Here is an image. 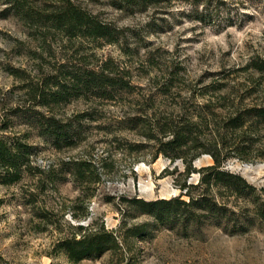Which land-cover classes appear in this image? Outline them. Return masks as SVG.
Returning <instances> with one entry per match:
<instances>
[{"label":"rangeland","instance_id":"obj_1","mask_svg":"<svg viewBox=\"0 0 264 264\" xmlns=\"http://www.w3.org/2000/svg\"><path fill=\"white\" fill-rule=\"evenodd\" d=\"M81 2L115 29V42L43 38L13 16L0 17V134H27L32 164L43 171L0 185V264H264V220L253 215L245 231L225 230L213 217L201 218L198 228L171 229L136 215L127 202L174 198L184 192V181L198 182L197 171L186 174L185 160H172L158 145L168 138L160 128L180 118L203 121L187 158L217 142L226 156L221 167L243 176L264 201V125L246 121L233 130L224 124L237 111L264 106V73L253 65L264 63V0H224L208 22L183 14L190 10L185 3L126 13L107 0ZM63 64L103 66L132 88L114 91L112 99L71 98L51 111L34 106L80 131L75 146L56 149L24 112L34 103L28 90ZM78 113L85 115L75 121ZM77 161L90 169L84 179L69 172ZM211 164L208 153L191 161L195 169ZM29 193L33 204L26 201ZM229 200L235 209L241 201ZM145 222L142 237L127 232ZM75 225L112 231L119 248L69 261L53 246Z\"/></svg>","mask_w":264,"mask_h":264},{"label":"trees","instance_id":"obj_2","mask_svg":"<svg viewBox=\"0 0 264 264\" xmlns=\"http://www.w3.org/2000/svg\"><path fill=\"white\" fill-rule=\"evenodd\" d=\"M108 4L126 13L147 12L157 10V7H169L172 3H185L190 7L186 16L195 21H213L214 13L224 4V0H107ZM13 16L23 25L33 28L34 32L43 38L48 35H60L67 39L82 38L93 41L113 43L116 41L115 29L109 23L93 14L81 0H0V17ZM256 69L264 73V63L253 62ZM132 85L122 75L106 72V68L66 69L60 65L57 73L45 76L38 84L28 90L33 105L24 112L28 123L36 130L38 136L51 143L56 149L75 146L82 138L80 131L74 129L70 123L62 122L54 114L44 113L34 106L51 111L61 103H68L71 98L98 97L112 99L114 91H129ZM85 113L74 115L79 121ZM246 121L251 125H264V106H252L237 111L224 120L227 129L241 128ZM202 120L180 118L168 129L161 127L160 132L168 138L159 140L158 145L163 154L172 160L179 157L185 160V172L199 173L196 184L184 181L179 196L170 199L144 200L141 198L128 200L129 206L135 208L137 214L149 216L153 225L174 228L176 224L183 230L198 228L201 218L213 217L226 230L245 231L252 221L253 215L264 220V201L256 195L255 187L238 173L223 169L222 163L226 156L220 153L218 143L202 145V149L187 158L185 151L194 144V129ZM72 127V128H71ZM22 137L0 134V185L9 186L32 177L43 171L34 166L31 155L34 146ZM224 140L225 135L220 136ZM201 153H208L213 164L195 169L191 165L192 159ZM69 172L75 179H84L88 164L73 162ZM70 164V163H63ZM45 172V171H44ZM40 180V178H37ZM50 181H54L53 178ZM192 189H198L196 193ZM264 190V188L262 189ZM184 194L187 200L181 199ZM241 199L230 204L229 197ZM27 203L36 201L35 194L29 193ZM37 217L45 215L36 214ZM150 223L135 224L127 229L133 236L142 237L144 229ZM70 236L60 238L53 246V251L62 253L69 261L77 263L83 259L99 257L105 251L119 248V239L112 231L100 226L91 229L82 225L72 226Z\"/></svg>","mask_w":264,"mask_h":264}]
</instances>
